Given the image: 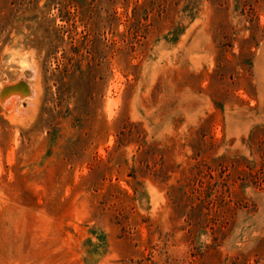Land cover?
<instances>
[{"label": "rangeland", "instance_id": "374dc122", "mask_svg": "<svg viewBox=\"0 0 264 264\" xmlns=\"http://www.w3.org/2000/svg\"><path fill=\"white\" fill-rule=\"evenodd\" d=\"M0 264H264V0H0Z\"/></svg>", "mask_w": 264, "mask_h": 264}, {"label": "water", "instance_id": "95a60500", "mask_svg": "<svg viewBox=\"0 0 264 264\" xmlns=\"http://www.w3.org/2000/svg\"><path fill=\"white\" fill-rule=\"evenodd\" d=\"M11 85H10V87H13L14 91H19L20 90L21 94H24V95L30 94V90H29L27 84L24 81H18L16 84H11ZM7 86H9V85H7ZM5 87L6 86H4V89H5ZM6 90H7V88H6ZM1 92H2V90H1ZM6 94L7 93H2V96L6 95Z\"/></svg>", "mask_w": 264, "mask_h": 264}, {"label": "bare ground", "instance_id": "6f19581e", "mask_svg": "<svg viewBox=\"0 0 264 264\" xmlns=\"http://www.w3.org/2000/svg\"><path fill=\"white\" fill-rule=\"evenodd\" d=\"M9 89V90H8ZM5 93H7L6 95H9L10 93H16V95L17 96H19V97H24L25 95L24 94H21V92H20V90L19 91H14V88L13 87H11V88H7V90L6 89H4L3 90ZM31 91V90H30ZM30 94H31V92H30ZM27 96H29V95H27ZM2 97V96H1ZM10 97V96H9ZM19 97H17V98H15V102H17V99L19 98ZM13 99H14V97H12ZM11 98V99H12ZM6 100V99H5ZM10 101V100H9ZM14 101V100H13ZM12 102V101H11ZM6 103V102H5ZM13 103V102H12Z\"/></svg>", "mask_w": 264, "mask_h": 264}]
</instances>
